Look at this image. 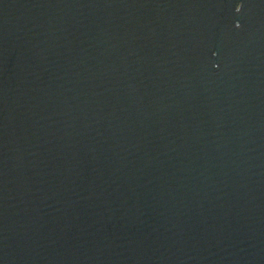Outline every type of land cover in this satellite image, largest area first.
<instances>
[{
  "label": "water",
  "instance_id": "95a60500",
  "mask_svg": "<svg viewBox=\"0 0 264 264\" xmlns=\"http://www.w3.org/2000/svg\"><path fill=\"white\" fill-rule=\"evenodd\" d=\"M0 264H264V0H0Z\"/></svg>",
  "mask_w": 264,
  "mask_h": 264
}]
</instances>
